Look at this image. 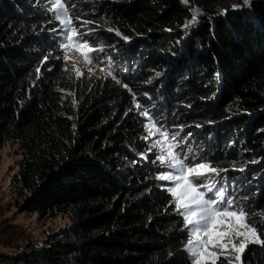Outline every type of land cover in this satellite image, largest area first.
<instances>
[{"label": "trees", "instance_id": "obj_1", "mask_svg": "<svg viewBox=\"0 0 264 264\" xmlns=\"http://www.w3.org/2000/svg\"><path fill=\"white\" fill-rule=\"evenodd\" d=\"M213 1L71 0L74 24L91 21L101 53L92 60L114 67L113 78L94 80L64 67L45 0H0V149L18 146L19 208L71 219L23 262L191 264L134 99L181 134L191 155L219 166L211 181L264 220V0L224 14ZM233 141L247 168L231 173ZM242 264H264V246L249 244Z\"/></svg>", "mask_w": 264, "mask_h": 264}, {"label": "snow or ice", "instance_id": "obj_2", "mask_svg": "<svg viewBox=\"0 0 264 264\" xmlns=\"http://www.w3.org/2000/svg\"><path fill=\"white\" fill-rule=\"evenodd\" d=\"M182 2L187 4L188 0ZM244 2L248 3V0ZM49 4L48 11L59 21L66 40L62 45L65 53L75 45L81 51L82 57L91 62L90 54L99 50L88 46L90 33L80 32L74 24L71 17L74 15L72 9L76 5L71 0H49ZM191 10L192 22H195L200 13L198 9ZM80 23L87 25L91 21L85 20ZM64 58L67 59L66 54ZM124 87L128 86L125 84ZM142 115L147 116L148 113L143 112ZM177 135L179 133L170 135L167 129L151 123L144 139L159 137L153 140L151 148L158 150L156 161L167 171L160 173L157 179L168 182L164 187L172 197L171 203L174 204L175 211L184 221V227L188 232L185 250L193 258L191 264H218L221 257L227 259L225 253L234 254V260L242 264V255L249 244L264 246V240L261 239V235H264V227H261L264 220L261 224L248 220L247 210L236 206L234 198L225 187H217L216 182L209 183L210 174L219 175L221 170L211 167L206 156L181 155L177 151L180 143L174 142ZM191 151L188 149V152ZM239 237H243V240L236 245L234 239ZM212 247H219L222 252L218 254L210 251ZM227 264H233L232 260H227Z\"/></svg>", "mask_w": 264, "mask_h": 264}, {"label": "rangeland", "instance_id": "obj_3", "mask_svg": "<svg viewBox=\"0 0 264 264\" xmlns=\"http://www.w3.org/2000/svg\"><path fill=\"white\" fill-rule=\"evenodd\" d=\"M45 1L48 9L50 7L49 0ZM249 2L250 0H248V3H245L244 0H214L213 5L218 9L220 14H224L229 10H238L240 3L249 4ZM50 13L53 16V13ZM56 22L58 23V32L59 36L61 37L60 48L64 54V67L69 68L76 76H80L86 72L89 77L93 78L94 80L103 77L113 78L114 67H110L109 69L107 66H104V63H98L92 60V55L95 54V52L101 54L100 50L90 54L91 62L86 61L82 57L81 51L78 50L75 45H73L67 51V53H65V49L62 47V45L66 43V40L61 32V25L59 21L56 20ZM76 27L82 33H89L87 32L89 27L88 25H77ZM89 39L90 38L88 37V46L98 49L97 47L92 46ZM65 54L67 55V59L64 58ZM109 73H111V75H109ZM115 80L118 82V79L115 78ZM137 105H139V107H137ZM133 107L135 114L142 121L144 133L140 139L147 147L149 160L151 162H156L160 166L159 162L156 161V154L158 150L151 148L153 140L159 137H152L147 140H145L144 137L147 135L148 127L151 123H155L157 127L162 126L165 129L167 128L165 124L160 123L162 120L161 118L158 116L155 117L153 109L141 105L135 99L133 101ZM143 112H147L148 115H142ZM168 132L170 135L174 134L169 130ZM186 141L187 140H185L181 134L176 136V141L174 142L180 143V148H178L177 151L180 152L181 155L187 154L189 157H196V154L191 155V152H188V149L190 148L187 146ZM229 149L231 150L229 151ZM232 151L235 153L232 155L233 157L229 158L230 160L226 164L229 169L226 170H231V173H234L236 170L241 171L246 169L247 160L243 158L244 152L241 147V143L238 141H233L227 147V154L232 153ZM20 160L21 156L18 152V146L10 140L6 141V143H4L3 147L0 149V264H26L22 261V259L24 256H26L25 254L27 253V250L45 249L47 247L49 237L58 232L64 226L71 223V219L66 214H62V216L58 217H41L35 213L21 211L19 208L20 201L16 195V188L13 186L14 183H12L14 175L19 171L18 163ZM210 164L211 167L216 169L220 168L219 166L212 165L211 162ZM162 168L164 171H167L165 167ZM214 175V173L210 174V179L208 181L209 183L213 182L211 180L213 179ZM163 182L168 185V182ZM250 218L251 217L248 214L247 219L251 220ZM242 240L243 237L235 238L234 243L239 245ZM210 251H214L218 254L222 252L219 247H212L210 248ZM187 254L189 259L192 261L193 258L188 252ZM224 255L227 256L228 260H232L234 264H238V262L234 260V254L225 253Z\"/></svg>", "mask_w": 264, "mask_h": 264}]
</instances>
